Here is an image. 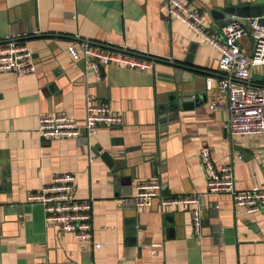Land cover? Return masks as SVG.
I'll use <instances>...</instances> for the list:
<instances>
[{"label": "crops", "instance_id": "obj_1", "mask_svg": "<svg viewBox=\"0 0 264 264\" xmlns=\"http://www.w3.org/2000/svg\"><path fill=\"white\" fill-rule=\"evenodd\" d=\"M181 1L201 13L202 25L212 34L220 28L210 9L264 4ZM166 6V0H0V43L14 37L31 50L35 63L34 71L0 72V264H264V206L247 213L234 207L230 195L208 193L199 157L208 146L217 168L232 164L237 189L264 188V139L230 137L227 110L209 109L210 103L226 101L216 87L226 76L218 68L219 54L168 17ZM85 40L96 50L151 61L153 67L141 70L109 61L101 65V79H86L83 62L67 52L69 45ZM240 44L250 55L251 37L243 36ZM189 51L193 64L206 72L203 77L215 81L200 102L161 122L157 106L170 89L171 63ZM235 82L263 86L264 76ZM86 92L119 111L122 122L99 125L89 135L40 137L39 115L63 113L82 122ZM116 140L121 145L112 146ZM105 149L125 154L113 155L109 165L100 155ZM66 172L75 177L74 196L92 199L96 250L70 232L46 226L41 204L26 200L52 175ZM157 178L166 194H200V236L191 226L193 204L164 211L156 203L134 207L135 183ZM131 219L136 236L130 239L126 221Z\"/></svg>", "mask_w": 264, "mask_h": 264}, {"label": "built area", "instance_id": "obj_2", "mask_svg": "<svg viewBox=\"0 0 264 264\" xmlns=\"http://www.w3.org/2000/svg\"><path fill=\"white\" fill-rule=\"evenodd\" d=\"M166 14L176 18L196 35L213 46L218 54V68L226 76L217 80L216 87L226 95L225 102L210 103L209 109H226L228 112L226 130L230 137L237 135H255L264 139V85L251 86L235 82L251 81V75L264 76V25L256 17L245 19L242 24L236 19L230 20L220 28L218 34H212L202 25L201 13L181 0H166ZM249 35L254 50L250 55L241 49V39ZM253 47V46H252ZM67 52L74 61L84 64V76L94 80L101 79V65L109 61L124 67L141 70L153 67L151 61L124 56L120 53H108L94 49L90 41L79 45L71 44ZM35 70L31 50L23 43L9 37L0 43V72L12 71L24 73ZM215 79L206 78L205 89L212 88ZM83 121L63 113L42 114L37 119V132L42 138L78 137L81 132L86 135L94 132L99 125L113 126L122 122V114L109 106L99 103L90 93L84 96ZM92 153H90L91 155ZM205 174L207 192L210 194L230 195L234 207L242 208L247 213L259 211L264 206V188L257 185L239 190L235 186L232 164L217 168L211 158L208 146H203L199 153ZM75 177L71 173L54 174L51 181L36 192H28L27 202H37L43 209L46 226H54L61 231L70 232L77 240L91 245L94 250L100 247L92 236V199L76 198ZM200 194H166L163 192L160 178L151 181H137L132 195L134 207L138 210L151 207L156 203L161 211L178 205L193 204L191 226L196 236L201 235L203 215L200 206ZM0 203V207H1ZM1 218H0V238Z\"/></svg>", "mask_w": 264, "mask_h": 264}, {"label": "water", "instance_id": "obj_3", "mask_svg": "<svg viewBox=\"0 0 264 264\" xmlns=\"http://www.w3.org/2000/svg\"><path fill=\"white\" fill-rule=\"evenodd\" d=\"M249 2V1H248ZM209 15L215 20L217 27L221 28L225 26L230 20L236 19L242 24H245V19L250 17H256L264 25V4H226L219 8H212L209 10ZM254 45L251 53H253ZM192 52L189 51L183 60L172 62L173 77L170 81V89L163 92L164 99L159 100L157 106L158 116L161 122H165L168 119H174L177 117L179 109L193 106L194 102L198 103L202 100V97L206 95L205 81L206 77H203L205 71L199 69L193 64ZM202 74V75H200ZM204 82H203V79ZM202 79V83H201ZM261 78L258 75H251V81H259ZM251 86H261L254 83H248ZM201 86V87H200ZM169 112L171 114L169 115ZM112 146H119L117 140L111 141ZM125 150H109L105 149L100 153L101 157L109 163L113 164V155L123 157ZM2 172H0V177ZM2 183L5 180H1ZM127 222V236L134 238L136 236L135 220L131 219ZM134 236V237H133ZM132 243H134L132 241Z\"/></svg>", "mask_w": 264, "mask_h": 264}, {"label": "rangeland", "instance_id": "obj_4", "mask_svg": "<svg viewBox=\"0 0 264 264\" xmlns=\"http://www.w3.org/2000/svg\"><path fill=\"white\" fill-rule=\"evenodd\" d=\"M261 79H263V75H261V77H260Z\"/></svg>", "mask_w": 264, "mask_h": 264}]
</instances>
